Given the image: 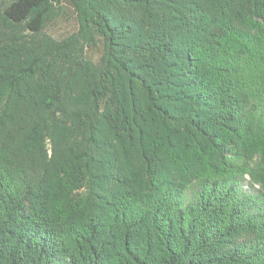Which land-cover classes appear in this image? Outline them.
<instances>
[{
    "label": "trees",
    "instance_id": "1",
    "mask_svg": "<svg viewBox=\"0 0 264 264\" xmlns=\"http://www.w3.org/2000/svg\"><path fill=\"white\" fill-rule=\"evenodd\" d=\"M0 264H264V0H0Z\"/></svg>",
    "mask_w": 264,
    "mask_h": 264
},
{
    "label": "rangeland",
    "instance_id": "2",
    "mask_svg": "<svg viewBox=\"0 0 264 264\" xmlns=\"http://www.w3.org/2000/svg\"><path fill=\"white\" fill-rule=\"evenodd\" d=\"M67 5L69 3L67 2ZM62 15L55 17L51 22L46 26L45 32L51 34V38H62L66 36L70 30H74V25L76 22L75 16L73 13H68L65 9Z\"/></svg>",
    "mask_w": 264,
    "mask_h": 264
}]
</instances>
